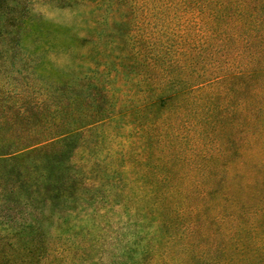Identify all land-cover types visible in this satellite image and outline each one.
<instances>
[{
    "label": "trees",
    "instance_id": "trees-1",
    "mask_svg": "<svg viewBox=\"0 0 264 264\" xmlns=\"http://www.w3.org/2000/svg\"><path fill=\"white\" fill-rule=\"evenodd\" d=\"M60 46L76 67L44 58ZM46 65L56 78L36 87ZM111 124L125 149L87 183L69 156ZM14 161L28 175L11 193L117 208L124 264H264V0H0V162ZM50 209L39 224L64 220Z\"/></svg>",
    "mask_w": 264,
    "mask_h": 264
},
{
    "label": "rangeland",
    "instance_id": "rangeland-1",
    "mask_svg": "<svg viewBox=\"0 0 264 264\" xmlns=\"http://www.w3.org/2000/svg\"><path fill=\"white\" fill-rule=\"evenodd\" d=\"M31 9L39 16L42 15L43 18L54 22H71L73 19L67 12L47 3L33 2ZM61 48L60 46L55 50H49L44 58L52 61L55 65L54 69L63 68L68 63L76 67L79 60L74 58L79 52L78 48L72 46L73 50L68 53ZM45 67L46 69H42L45 73V76H41L42 80L36 76V87L44 86V80L50 82L56 78L50 72V65ZM77 77L76 74H71L68 79L76 81ZM16 81H19V78ZM48 81L46 83H49ZM20 83H23V78ZM77 104V111L73 114L74 118L81 117L82 112L87 110V106H83L80 99ZM122 121V123L118 122L121 127L124 123V120ZM114 125H105L96 133L86 132V142L82 143L80 140L78 144H82L70 154L71 162L76 166L77 171L80 170L83 181L88 183V177H93L89 174L90 163L93 159L105 160L114 155L113 152L124 151L123 145L125 144L121 135H126L127 131L120 130L117 125ZM117 130L120 132H116ZM114 132L120 135L113 137ZM95 143L97 148L91 153L90 148ZM17 165V161L10 164L0 162V264H124L128 260L125 255L121 257L119 251L122 245L119 234L121 225L119 222H114L118 221L119 217L117 208L107 209L106 217L104 215L93 217L89 209L79 213L65 211V208L72 209L71 211L79 209L74 207H79L82 200L72 201L70 199L65 202L62 198L58 199V195L53 197L52 195L58 194L59 190H51L48 193L33 192L30 187H25L18 192L11 193L7 189L8 185L23 182L24 177L28 175L17 169ZM135 172L133 170V173ZM36 180L39 183L38 175L32 171L31 178L24 182L31 184ZM135 184V181L130 183L133 187L137 186ZM147 185L149 183H146ZM45 197L48 200L45 201ZM100 202L101 208L110 206L109 202L104 205L103 200H99L97 204ZM50 206L56 208V213L62 215L64 220L58 222L54 217L48 219L47 225L39 224L38 215L46 217L51 212ZM47 237L48 239L50 237L52 249L48 250V254L45 255L44 247L47 245L45 241Z\"/></svg>",
    "mask_w": 264,
    "mask_h": 264
}]
</instances>
